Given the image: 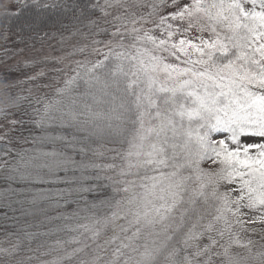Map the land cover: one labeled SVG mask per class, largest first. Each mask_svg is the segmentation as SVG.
Listing matches in <instances>:
<instances>
[{
    "label": "snow or ice",
    "instance_id": "1",
    "mask_svg": "<svg viewBox=\"0 0 264 264\" xmlns=\"http://www.w3.org/2000/svg\"><path fill=\"white\" fill-rule=\"evenodd\" d=\"M3 7L0 217L54 225L29 264H264V0Z\"/></svg>",
    "mask_w": 264,
    "mask_h": 264
},
{
    "label": "trees",
    "instance_id": "2",
    "mask_svg": "<svg viewBox=\"0 0 264 264\" xmlns=\"http://www.w3.org/2000/svg\"><path fill=\"white\" fill-rule=\"evenodd\" d=\"M18 2L19 0L14 1V3H18ZM4 11L5 9H0V13H3ZM44 14L47 17H50L51 21H56L57 19L62 20V24L57 23L55 25L56 28H61V27L70 28L71 23H73L70 20L71 14L70 13L66 14L63 9H48ZM32 15H34V12L26 10L25 16H32ZM22 25H23V17L20 20H16L12 23V26L8 34L16 36V34L21 31ZM49 26H51V23ZM53 31H55V29H53ZM2 33H5V27L3 23V17L0 16V34ZM22 39L27 43L28 45L27 48H33L34 42H35V47H40V44L38 43L39 36L29 34L26 28L23 29ZM56 39L58 40L59 36H57ZM2 43L3 41L0 40V44ZM16 43L18 45L25 46V44L22 43L20 40H17ZM5 187L6 185L0 182V191H2L3 188ZM14 207L19 208V205H14ZM49 215H55V213L49 211ZM16 221H19V223H16ZM53 227L54 225L49 224L39 210L28 209L27 215H22L20 211H16V212L10 211L9 219L7 221H5L2 217H0V243L9 244V246L15 244L17 242L16 238L14 236L9 235L8 233H12L17 230L24 229L26 231L36 233L37 234L36 241L29 242L25 240L21 244V251L17 257V259L24 260L25 264H29L27 260L28 257H35L46 251L45 248H41L39 252L33 251L37 247V242L55 239V236L49 237L45 235V233L48 232V230ZM5 229H7V232L5 231ZM257 237L259 240H261L258 235ZM49 258L50 257L47 256H41V259H49ZM31 264H35V260H33Z\"/></svg>",
    "mask_w": 264,
    "mask_h": 264
},
{
    "label": "rangeland",
    "instance_id": "3",
    "mask_svg": "<svg viewBox=\"0 0 264 264\" xmlns=\"http://www.w3.org/2000/svg\"><path fill=\"white\" fill-rule=\"evenodd\" d=\"M14 1L15 0H11V2H13V3H14ZM9 2H10V0H0V9H4L3 5H5V4L9 3ZM4 34L5 33L0 34V40L1 41H3ZM9 35L11 36V38L13 40H16V36L11 35V34H9ZM16 42H17V40H16ZM16 47L24 48L25 56H27V57H31L33 55V52H34L33 48H25V46L18 45L17 43H16ZM39 49H40V47H35V50H39ZM16 59L17 60H24V56H18ZM13 63H15V61H13ZM0 71H3V65H0ZM45 91H50V90H45ZM252 239L254 241H256L257 245L264 243V241H261V240L258 239L257 235H253ZM8 247H10L9 244L0 243V248H8ZM3 259H4L3 255L0 254V261H2Z\"/></svg>",
    "mask_w": 264,
    "mask_h": 264
}]
</instances>
